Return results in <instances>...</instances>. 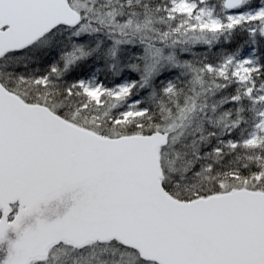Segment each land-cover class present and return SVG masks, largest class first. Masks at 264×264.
I'll return each mask as SVG.
<instances>
[{
    "label": "water",
    "instance_id": "obj_1",
    "mask_svg": "<svg viewBox=\"0 0 264 264\" xmlns=\"http://www.w3.org/2000/svg\"><path fill=\"white\" fill-rule=\"evenodd\" d=\"M80 20L67 0H0V57ZM168 141L99 134L0 82V264L107 241L157 264H264V190L171 195L159 159Z\"/></svg>",
    "mask_w": 264,
    "mask_h": 264
},
{
    "label": "trees",
    "instance_id": "obj_2",
    "mask_svg": "<svg viewBox=\"0 0 264 264\" xmlns=\"http://www.w3.org/2000/svg\"><path fill=\"white\" fill-rule=\"evenodd\" d=\"M68 2L81 15L77 28L59 26L35 43L0 57L4 86L26 101L47 105L66 119L106 136L169 132L168 144L159 151L162 183L179 199L231 188L264 190V145L241 144L252 127V108L238 84L207 68L214 61L217 45L231 36L206 32L204 40L195 42L190 38L197 33L177 28V19L165 15V0ZM60 28L65 38L57 41L53 35ZM78 28L79 33L70 34ZM14 55L22 56L19 65L3 64L7 56ZM261 61L259 73L264 77V54ZM23 68L35 74L43 71L55 86L32 91L14 78ZM94 69L104 83L132 79L129 94L109 96L98 103L75 91L67 92L72 83ZM130 98L138 99L144 111L110 121ZM226 129L230 132L224 134ZM110 243L120 251L131 250ZM89 246L92 252L98 249L96 243ZM133 258L135 263L149 264L136 252Z\"/></svg>",
    "mask_w": 264,
    "mask_h": 264
},
{
    "label": "rangeland",
    "instance_id": "obj_3",
    "mask_svg": "<svg viewBox=\"0 0 264 264\" xmlns=\"http://www.w3.org/2000/svg\"><path fill=\"white\" fill-rule=\"evenodd\" d=\"M224 2L225 0H165L164 10L165 15L177 19V28L182 26L184 30L197 33L193 38H190L195 42L198 39L204 40L206 32L213 35V32L217 31L219 36L224 35V38L231 36L226 42L217 45L218 47L212 53L214 61L212 64H208L207 68L219 76L232 79L234 83L238 84L244 99L252 108V127L246 137L242 139L241 144L248 147L263 146L264 77L259 73V68L262 65L261 59L264 54V0H243L241 5L230 8L225 7ZM76 26L74 28H77ZM78 29H74L70 34H74L75 31L79 33L81 29ZM53 36L58 37L57 41L65 38L61 28ZM21 58L22 56L19 55L7 56L5 61L3 60V64L7 66L19 65ZM52 65L54 66V64ZM14 78L19 82L28 84L32 91H41L42 88H47V85L55 86L54 81L49 79L47 74L41 70L35 74L32 70L19 69ZM132 84L133 80L127 77L112 84L104 83L98 77L97 70L94 69L87 76L72 83L67 92L75 91L91 101L100 103L109 96L126 97ZM47 92H50L49 88ZM143 111L144 109L139 105V100L130 98L126 107L115 113L116 115L109 120L115 123ZM229 132L230 129H226L224 134ZM96 244L98 251L92 252L89 245L72 249L62 243L52 247L46 258L35 260L31 264H122V262L138 264L134 262L135 252L132 250L123 249L120 251L108 241Z\"/></svg>",
    "mask_w": 264,
    "mask_h": 264
},
{
    "label": "bare ground",
    "instance_id": "obj_4",
    "mask_svg": "<svg viewBox=\"0 0 264 264\" xmlns=\"http://www.w3.org/2000/svg\"><path fill=\"white\" fill-rule=\"evenodd\" d=\"M143 261H145V260H143Z\"/></svg>",
    "mask_w": 264,
    "mask_h": 264
}]
</instances>
